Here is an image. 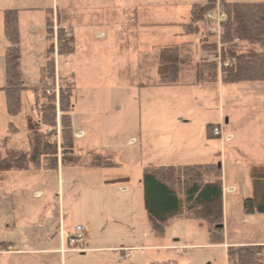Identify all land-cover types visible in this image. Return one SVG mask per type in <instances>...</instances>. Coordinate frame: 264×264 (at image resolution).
Masks as SVG:
<instances>
[{
	"label": "rangeland",
	"instance_id": "obj_1",
	"mask_svg": "<svg viewBox=\"0 0 264 264\" xmlns=\"http://www.w3.org/2000/svg\"><path fill=\"white\" fill-rule=\"evenodd\" d=\"M227 1L230 3H264V0ZM114 4L112 0H0V89L6 86L5 53L10 45L5 38L3 18L4 12L9 10L18 11L19 15L22 71L27 88V91L21 94V110L16 116L10 114L6 94L0 90V158L4 156L3 153H5L6 147L10 148L16 145V147L22 148L24 151L30 149L28 119L31 118L38 121L40 118L39 108L36 114V100L32 90L41 84V69L47 62L49 45H53L55 49L52 59L55 60L56 79L54 81L46 80V85L42 84L40 88H46L49 92L48 94H56L58 104L61 86L73 83L72 79L66 75L74 72L75 63H72L70 58L76 61L77 57L73 55L64 57L59 56L57 53L60 44L58 39L60 30L58 14L60 13L62 23L73 28L74 33H76L75 29L77 27L90 29L92 26L105 27L119 22L118 9L115 10L116 14L114 16L110 10ZM51 12L52 16L50 15ZM212 15L216 18L217 12H213ZM48 17H50L52 22V34L49 41L46 38L48 36ZM127 19L129 18L126 17ZM130 20V24H133L135 18L131 17ZM215 21H209L214 23V27L209 30L210 33L208 32L209 34H207L205 39L201 40V43L211 41L218 44L219 38L216 36L218 29ZM160 28L162 27H158L155 30H160ZM163 28L164 32H170L172 35L168 38L166 33H164V45L181 43L182 39L175 36V28L167 26ZM71 38H73L71 31L64 30V39L69 40ZM110 48L112 47L110 46ZM218 51L205 52L202 59L212 56ZM58 71L61 73L62 78L57 76ZM190 74L183 73L181 81L190 83ZM255 86H258L257 90L263 88V91L256 93L251 90L246 91L237 84L224 85V88L227 87L228 89L226 97L229 98L226 105L223 104L225 125L221 127L225 134L229 130L241 131L248 138L254 140L263 135L264 85L257 84ZM218 91L215 90L216 95L212 94L210 98L208 97L207 102L211 108L210 112L202 111V100L199 101V92L191 94V88L179 87L165 91L163 100H158L161 101L160 104L167 107L161 117V120L165 123V128L162 143L160 144L164 148L163 157L165 159L187 160L180 163L183 165L203 162L200 156L191 154L193 147L194 150L196 148L192 144L195 143L193 140H195L196 135L206 131V128H208L206 127L207 123H214L216 127H219V109L221 105ZM159 92L161 91L159 90ZM168 97H172V99L168 100ZM37 98H39L40 102H44L41 95L37 96ZM195 99H197L196 102H194ZM137 110L139 114V109ZM246 116L248 117L246 118ZM139 117H136V121L139 120ZM231 117L232 122L227 125L226 119ZM243 118L245 119L243 120ZM108 119H114V115L110 113ZM186 122L188 123L186 124ZM250 124L251 126H247ZM12 127L17 132L13 133ZM44 131L49 132L46 129ZM127 137L123 138L124 143H126ZM48 141L54 146L57 145L58 152L61 153L62 142L59 127L56 131V136ZM225 145V151L220 152L227 158L226 163L230 165L227 170L228 177L233 180V178H236L237 172L241 173L238 168L233 166L239 161L235 153L236 145L234 139L230 142H225ZM214 146L216 147V145ZM134 150H136L134 147L124 148L122 150L123 160L124 158L128 159L134 153ZM219 159H222L221 156ZM219 163L222 165L221 160ZM97 164L103 166L107 165V162L98 160ZM170 165H178V163ZM127 169L121 167V169H117L116 173L122 176L128 175L130 178L127 184L130 188L129 193H123L117 187H110V183H104L105 178L103 176L100 178L101 188L97 191H88L78 185H64L65 195L70 193V199L74 204L68 205V201H65L63 217H65L66 223L63 227L68 235H73L79 225L85 228L87 234V242L84 246L85 253L71 251L65 255L61 254L64 256L62 258L60 255L24 252L13 256H2L0 258L1 264H226V249L222 246L213 247L209 240V228L206 224L184 220L175 216L165 223L155 225L145 208L143 187L140 185L142 172ZM47 174L45 171L40 174L37 173L36 178L30 177L31 174L23 171L20 173L10 171L8 174H0V186L8 188V194L2 200L5 192H1L3 189L0 187V221L1 209H5V207L7 209L12 208L15 205V203L11 202V191L15 190L17 186L26 187L29 181L33 179L41 181L39 185L41 187L45 186L47 190H50L55 195V198L54 195L52 199L49 197V204L51 205L52 200L54 204H58L62 192L60 176L55 172ZM112 178L109 177L108 179ZM120 185H124V183H120ZM241 190L242 192L240 191L237 196L245 195L247 197L246 195L250 193L245 182L242 183ZM20 195L21 200L25 196L27 197L25 192L20 191ZM81 195H83V198H80ZM88 195H92L94 200L88 201L86 198ZM43 202H36L34 205H32L31 201L29 202V205L31 204L34 208H32L30 214H25V224H20L18 228L14 227L9 230L0 226V238L3 236L16 240L17 236L23 237L24 233L29 231L35 232L33 233L35 236L29 241L34 245V249H39L38 246L42 248L59 246L61 229L59 216L53 222L59 238L52 242L48 239L41 240L43 239L41 232L44 228L43 223L45 220L47 221L46 216L49 212L46 210L47 212L43 213ZM231 204L234 208L230 207V216L223 223L226 239L230 242L237 241L240 243H248L258 237L264 240V223L256 219L257 217L262 218L264 215L255 213L247 217V219H241L240 209L236 207V205L241 203L234 199ZM28 222H31L30 226H27ZM124 250H129L132 257L121 261L119 252ZM257 259L259 261L264 260L258 257Z\"/></svg>",
	"mask_w": 264,
	"mask_h": 264
},
{
	"label": "crops",
	"instance_id": "obj_2",
	"mask_svg": "<svg viewBox=\"0 0 264 264\" xmlns=\"http://www.w3.org/2000/svg\"><path fill=\"white\" fill-rule=\"evenodd\" d=\"M209 1L211 0H112L115 4L113 7L111 6L110 10L114 16L116 14L115 10L118 9L119 22L105 27L92 26L90 29L77 27L75 29L76 33H74L73 28L62 23L60 13L58 12L59 27L71 31L75 44V51L71 55L77 57L76 61L70 58V61L75 63L74 72L66 76L72 79V84L74 85V105L71 113L75 137L74 156L80 159V163L77 165L63 163L62 155L59 153L58 165L55 170H48L45 167L13 170V173L23 171L24 173L31 174L30 177L35 178L37 173L40 174L43 171L48 174L52 172L57 173L60 176V184L62 185L61 197H59L58 204H54L52 200L50 205L49 197L52 199L54 194L50 190H47L45 186L41 187L39 185L41 181H36L35 179L30 180L26 187L17 186L15 190L11 191V202L15 203V205L12 208L7 209L5 207V209H1L0 226L9 230L14 227L18 228L20 224H25V214H30L32 208H34L31 204L29 205V202L31 201L32 205H34L36 202L44 201L43 213L46 210L49 212L46 216L47 221L45 220L43 223L44 228L41 231L43 239H40H48L52 242L60 237V245L55 248H42L38 246L39 249H34V245L29 241L35 236L33 234L35 232L29 231H26L23 237L17 236L16 240L2 236L0 238V258L24 252L60 255L64 258L60 251L67 242L61 235L58 237V231L53 224L59 216L61 229L65 230L63 227L66 223L65 217H63L65 201H68V205L74 204L70 199V193L65 195L64 185H78L86 188L88 191H97L101 188L100 178L103 176L105 178L104 183H110V187H117L119 191L129 193L130 188L127 184L130 178L128 175L122 176L116 173L117 169H121V167L140 171L143 177L148 167L188 166L180 164L187 160L183 161V159H180V161H176L165 159L163 157L164 148L160 144L162 143L165 128V123L161 120V117L164 114V109L167 107L160 104L161 101L158 100H163L165 91L173 88L188 87L191 88V94L199 92V101L202 100V111L205 110L206 112H210L211 109L207 102L208 97L210 98L212 94L216 95L215 90L218 91L219 88L218 95L221 105L219 109V127L222 130L223 136H231L235 141V153L239 161L233 166L238 168L241 173L237 172L236 178H233V180L229 179L227 170L230 168V165L226 163L227 158L225 155L220 152L225 151V142L210 136L207 128L204 133L195 136L196 138L193 140L195 143L192 145H195L196 148L194 150L193 147V150H191V154L200 156L203 162L191 165L219 166L221 165L219 163L221 160L224 221L226 222V218L230 216L231 201L234 199L238 203H241L236 205L240 209L241 219H247L250 216L244 212V202L253 195L251 178L253 169H264V132L257 140L248 138L241 131L229 130L227 134L224 133L221 127L225 125L223 104L226 105L229 98L226 97L228 89L227 87L224 88V85L228 84L223 83L221 74L219 82L215 85L156 86L159 54L163 47L192 43L191 50L195 57V63H197L205 54L201 50L202 44L214 43L211 41L201 43V40L205 39L207 34L210 33L209 30L214 27V23L206 21L203 25L202 33L198 36L187 35L183 27L191 21V6L205 4ZM100 10L102 9L100 8ZM50 15L52 16V12ZM126 17L129 19L126 20ZM131 17L135 18L133 24H130ZM165 26L176 29V32H174L175 36L182 39L180 44L164 45V33H166L168 38L172 36L170 32H164L163 27ZM158 27L162 28L155 30ZM66 56L68 55L64 57ZM185 73H191L189 76L192 82L194 80L193 67ZM57 76L62 78L59 71L57 72ZM257 84L264 85V82L241 83L237 85L246 91L251 90L252 92L260 93L259 91H263V88L257 90L258 86H255ZM40 87L41 84L34 89ZM169 99H172V97H168ZM196 101L197 99L194 100V102ZM168 108L170 109L169 106ZM137 109H139V114ZM36 110L37 114V102ZM110 113L114 115V119L112 120L108 119ZM138 116H140L139 120L136 121V117ZM231 122L232 117L226 119L227 125H230ZM207 124L206 127H216L214 123ZM247 126H251V124ZM125 136H128L126 143H124L123 139ZM131 147H134L136 150H134V153L128 159L124 158L123 160L122 150ZM9 151L29 152L30 149L24 151V149L18 148L16 145L15 147H6L5 153H3L4 156L1 157L2 159L0 158V165ZM220 156L222 159H219ZM98 160H104L107 162V165H98ZM171 162L178 163V165H170L173 164ZM5 173L8 174V172H0V174ZM109 177L113 178L108 179ZM243 182L247 183L248 191L250 190L249 195H246L247 197L245 195L237 196L240 191L242 192ZM120 183H124V185H120ZM140 185L142 186L141 181ZM1 188L3 191H1ZM1 188L0 191L5 192L2 196V200H4L6 194H8V188L4 186ZM20 191L25 192L27 197L25 196L21 200ZM80 198H83V195ZM86 198L88 201L94 200L92 195H88ZM256 219L264 223V217H257ZM256 219L255 221H257ZM30 224L31 222H28L27 226H30ZM224 240V244L213 245V247L222 246L226 249V264H228L227 254L230 247L264 246V240L261 237L248 243L230 242L226 237ZM8 250H13L14 252H8ZM259 262L260 264H264V260H260Z\"/></svg>",
	"mask_w": 264,
	"mask_h": 264
},
{
	"label": "trees",
	"instance_id": "obj_3",
	"mask_svg": "<svg viewBox=\"0 0 264 264\" xmlns=\"http://www.w3.org/2000/svg\"><path fill=\"white\" fill-rule=\"evenodd\" d=\"M221 7L225 15L221 23V55L222 61L229 66L220 70L216 61L201 59L195 63L191 50L192 43L179 46H165L159 54L158 87L203 86L215 85L220 74L226 84L264 82V3H230L227 0H211L205 4L191 6V21L184 25L189 36L202 33L208 15ZM4 34L9 47L5 53L4 91L7 97L10 114L16 116L21 110V94L27 91L25 86L20 47L18 11H5ZM52 34V22L47 19V38ZM58 55H71L75 51L73 38L64 39V29L59 30ZM239 41V43H236ZM203 52L219 50L217 43H206L201 47ZM48 60L41 69V85L46 80L56 79L54 46L48 48ZM194 69V80L189 83L181 81L183 73ZM220 70V71H219ZM40 118L35 121L28 119L29 152L9 151L0 165V172L27 170L30 167L57 169L58 148L48 140L56 136L58 127L61 136V155L63 163L77 165L80 159L74 156L75 137L73 133L72 83L62 85L57 104L56 94H48L46 88L34 89ZM41 95L40 102L37 96ZM59 113V116H58ZM46 129L47 132H43ZM13 133L17 132L12 127ZM213 136V126L207 128ZM215 138V137H214ZM253 195L244 202L246 215L259 213L264 215V169L252 171ZM144 202L152 222L157 225L167 222L170 218L179 217L184 220L197 221L209 228V240L213 245L225 242L224 228V194L223 173L217 165H188L148 167L141 180ZM264 253V246H243L228 248V264H260L257 259Z\"/></svg>",
	"mask_w": 264,
	"mask_h": 264
},
{
	"label": "built area",
	"instance_id": "obj_4",
	"mask_svg": "<svg viewBox=\"0 0 264 264\" xmlns=\"http://www.w3.org/2000/svg\"><path fill=\"white\" fill-rule=\"evenodd\" d=\"M217 15L216 18L213 17L212 14L208 15L207 17V21H215L217 24V34L216 36L219 38V51L215 54H211L212 56H207L208 61H216L219 65L220 70L224 67H228L229 63L228 62H224L222 61V55H221V44H220V36H221V23L222 21H224L225 19V15L223 13V11L221 10V8L217 9ZM67 36H69V34H67ZM236 43H239V41H236ZM213 135L216 138L221 139L224 142H230L233 138L232 137H228V136H223L222 130L220 127H214L213 128ZM127 191V190H126ZM60 235L63 239L66 240V245H63L62 249H61V254L65 255L67 252H71V251H77L79 253H85L86 250L84 249L85 247V243L87 242V234H86V230L84 227L82 226H78L75 230V232L73 233V235H68L66 233L65 230L61 229L60 230ZM8 252H14L13 250H8ZM119 259L121 261L123 260H127L129 258H131V252L129 250H124L122 252H119ZM258 258H263L264 259V253L263 254H259Z\"/></svg>",
	"mask_w": 264,
	"mask_h": 264
},
{
	"label": "water",
	"instance_id": "obj_5",
	"mask_svg": "<svg viewBox=\"0 0 264 264\" xmlns=\"http://www.w3.org/2000/svg\"><path fill=\"white\" fill-rule=\"evenodd\" d=\"M219 168H221V165H219ZM221 228H224V226H221Z\"/></svg>",
	"mask_w": 264,
	"mask_h": 264
}]
</instances>
